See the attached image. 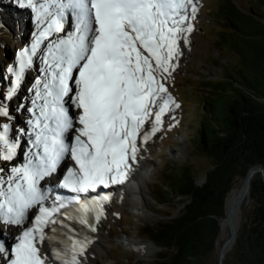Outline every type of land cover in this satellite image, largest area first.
Masks as SVG:
<instances>
[{
  "label": "snow or ice",
  "instance_id": "1",
  "mask_svg": "<svg viewBox=\"0 0 264 264\" xmlns=\"http://www.w3.org/2000/svg\"><path fill=\"white\" fill-rule=\"evenodd\" d=\"M35 14L39 31L30 47L9 67L12 86L0 89V117H10L11 102L38 52L44 67L29 89L33 93L30 127L0 124V160L17 158L27 136L24 160L0 167V225L19 229L8 243L0 227V264H82L88 244L66 221L81 194L97 192L127 179L139 151L162 125L171 106L180 105L166 81L178 66L181 41L189 43L196 0H14ZM47 41V43H45ZM2 79V78H0ZM24 109L22 103L17 111ZM150 125V130L146 128ZM71 161V165L66 164ZM59 183L46 188L42 181ZM75 194L64 198L55 189ZM95 201L96 221L102 202ZM92 209L79 208L77 222L96 231ZM61 230H63L61 232Z\"/></svg>",
  "mask_w": 264,
  "mask_h": 264
},
{
  "label": "trees",
  "instance_id": "2",
  "mask_svg": "<svg viewBox=\"0 0 264 264\" xmlns=\"http://www.w3.org/2000/svg\"><path fill=\"white\" fill-rule=\"evenodd\" d=\"M236 0H214L206 17L213 43L232 57L222 64L224 76L201 86L196 128L189 138L191 153L207 161L197 181L194 162L163 160L159 176L149 181L155 203L182 204L178 213L158 211L163 217L138 226L158 253L150 264H203L218 243L226 200L238 177L264 165V7ZM1 27V26H0ZM1 33V31H0ZM249 209L241 213L237 235L223 264H264V179L251 177ZM222 221V225H221Z\"/></svg>",
  "mask_w": 264,
  "mask_h": 264
},
{
  "label": "rangeland",
  "instance_id": "3",
  "mask_svg": "<svg viewBox=\"0 0 264 264\" xmlns=\"http://www.w3.org/2000/svg\"><path fill=\"white\" fill-rule=\"evenodd\" d=\"M214 0H196L198 11L195 20L192 21L193 32L189 35V43L185 45L181 41V50L183 55L178 59V66L166 81V87L175 102L180 105L179 108L171 106V110L162 117V125L159 130L150 136L147 142L138 140L139 151L137 161L140 166L135 172V176L123 182L128 188L126 203H121L118 198L110 202L108 211L104 214L101 230L102 247H98L92 252L90 264H150L153 257L158 253L159 247L150 239L141 236L138 226L145 220H155L163 217L151 209L154 208L161 212H171V215L178 213L182 204L173 208L155 203L149 190V181L159 176L157 169L163 160L180 164L184 161L194 162L196 170L199 172L197 181L203 179V170L207 161L202 155L191 153L189 138L192 131L196 128L197 116L200 104L198 98L201 93V86L205 81L218 79L224 76V67L222 64L229 59L231 55L225 50L217 47L213 43L212 34L209 31L210 21L206 17L207 11L211 8ZM43 2V0H40ZM249 7V0H236ZM240 4V3H239ZM255 7L263 8L260 1H256ZM26 10L28 13V23L24 28L22 21L16 23L8 12V9ZM7 10V11H6ZM0 89L7 93L15 79L8 72L9 67L18 68L17 60L19 53L26 47H30L33 42L34 34L38 27L35 20V14L28 8H20L14 0H0ZM47 43V41H46ZM43 68L42 61L34 64L31 69L25 73V78L21 82L17 96L7 102L10 105V117H0V124L9 123L12 131L9 135L16 138V129L27 127L25 123L30 118L27 111L31 107V101L34 98L29 89L34 87V82L40 76L39 69ZM24 109L17 111L21 104ZM150 130V125H146ZM26 129V128H25ZM23 142V147H27ZM21 145V146H22ZM20 146V147H21ZM22 147V150H23ZM21 153H24V150ZM18 151V150H17ZM18 157V156H17ZM18 158L12 162L0 160V167H11L17 163ZM136 166V165H135ZM140 167V168H139ZM244 177H238L235 184L244 180ZM48 180V179H47ZM120 192V191H119ZM251 202L249 197L243 205L242 212L249 209ZM241 219V217H240ZM5 228L6 236L10 237L11 229ZM19 230V229H18ZM11 233V234H10ZM15 235V234H14ZM228 236V235H227ZM10 239V238H9ZM139 240L145 243H152L155 247L153 251L141 253L135 246L130 244V240ZM222 242V240L220 241ZM219 245L203 259V264H217ZM92 262V263H91Z\"/></svg>",
  "mask_w": 264,
  "mask_h": 264
},
{
  "label": "bare ground",
  "instance_id": "4",
  "mask_svg": "<svg viewBox=\"0 0 264 264\" xmlns=\"http://www.w3.org/2000/svg\"><path fill=\"white\" fill-rule=\"evenodd\" d=\"M7 11V10H6ZM8 12L11 16V19H14V21L16 23L22 21V24L25 26L28 23L29 19H28V13L26 12V10H21V9H16L12 10V9H8ZM1 19V17H0ZM1 21V20H0ZM39 30H37L38 32ZM46 43V41H45ZM182 45V44H181ZM35 60H37V63L42 61V57L40 55V53L38 52L37 56L34 57ZM44 67V64H43ZM42 74L40 73V76ZM29 119V118H28ZM27 119V120H28ZM30 126L28 125L26 128V130L29 128ZM10 136V135H9ZM11 138H14L12 136H10ZM28 139L29 137L24 136L22 138L19 139V147H18V160L16 164L21 163L24 160L25 157V153L27 152V149L29 148V144H28ZM26 142V146L27 147H23L22 143ZM22 145V146H21ZM21 146V147H20ZM24 150V153H21V150ZM139 148V146H138ZM140 149V148H139ZM22 150V151H23ZM138 155V152H137ZM137 155H136V161L134 163H131V170L128 172L127 178L130 180L131 177L135 176V172L138 170L136 167L140 166L138 165L140 162L139 160L137 161ZM68 161H66L65 163L67 164ZM136 165V166H135ZM140 168V167H139ZM136 177V176H135ZM44 183V181H42V184ZM52 183V182H51ZM247 184L248 182L244 179L242 181H240V183L236 184L232 190L229 192L228 196H227V200H226V214L228 213V211L230 210L233 202L238 198L239 194L247 189ZM46 186V185H45ZM53 187V185L51 184L49 186ZM120 191V192H119ZM128 188L126 187L125 184L121 183V184H115L114 186H111L107 189H99L97 190V192L94 193H89L85 198H82L79 204H76L73 206L72 208V216H75L76 219L75 220H68L66 221L69 225H72L75 227V229H77L76 232V236L79 239H83L84 237H87L91 242L88 244L87 246V250L85 252V256L82 258V264H90V261L92 260V252L96 251V249L98 247H102V243H101V230H103L104 226L102 225L103 219H104V214L106 213V210L108 211L109 207H110V202H112V200H115L116 198L119 199V201H121V203H126V198L128 195ZM103 195H107L109 197V199L107 201H103L102 202V215H100L99 221L97 222L95 217H96V207H95V201L97 199H99L100 196ZM249 195V190H246V194L245 197L243 199V201L241 202V204L239 205L238 208H236L232 214V219L235 222V225L238 226L239 221H240V217H241V213H242V208L244 203L246 202L247 198ZM88 205L92 210L88 213V219L91 220L96 227V231L95 232H91L87 227H84L82 225H80L77 220L79 219V208L82 207L83 205ZM242 218V217H241ZM221 225H222V221H221ZM8 228V227H7ZM11 236H14V234L16 235V233L18 232L17 228H12L11 229ZM63 230H61L62 232ZM229 234V229H228V225H227V221H226V217H224L223 220V226L221 229V233H220V237L218 240V245H220V241L223 240L224 238L227 237V235ZM8 237V236H7ZM130 244L132 246H135L141 253H146L149 251H153L154 249V245L152 243H145L136 239L130 240ZM232 245V240L227 244V249L229 247H231ZM92 263V262H91ZM58 264V262H57Z\"/></svg>",
  "mask_w": 264,
  "mask_h": 264
},
{
  "label": "water",
  "instance_id": "5",
  "mask_svg": "<svg viewBox=\"0 0 264 264\" xmlns=\"http://www.w3.org/2000/svg\"><path fill=\"white\" fill-rule=\"evenodd\" d=\"M259 171L261 173L262 178L264 179V165L262 163H257L253 166H251L246 175H245V180L248 182L247 184V189H250V182H251V177L253 176V174L255 172ZM246 189V190H247ZM246 190L242 191L238 198L233 202L230 210L228 211V213L226 214V221H227V225H228V229H229V234L226 238H224L222 240V242L219 245V253H218V259H217V264H223V258L225 256L226 251L230 248L227 249V244L232 240V244L236 238L237 235V228L238 226L235 225V222L232 219V214L234 212V210L236 208L239 207V205L241 204V202L243 201L245 194H246ZM239 225V224H238ZM232 246V245H231Z\"/></svg>",
  "mask_w": 264,
  "mask_h": 264
}]
</instances>
